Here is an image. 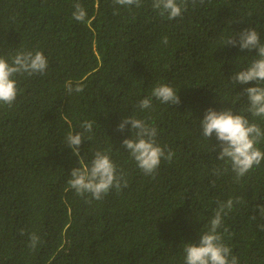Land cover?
Instances as JSON below:
<instances>
[{"label":"trees","instance_id":"1","mask_svg":"<svg viewBox=\"0 0 264 264\" xmlns=\"http://www.w3.org/2000/svg\"><path fill=\"white\" fill-rule=\"evenodd\" d=\"M77 3L83 21L73 17ZM181 7L170 20L152 0H0V56L11 63L19 51L39 50L49 62L44 74H17L15 101L0 103V264H184V243H198L217 202L229 198L223 242L238 264H264V161L237 180L216 159L215 135L207 140L199 126L206 109L232 108L264 130V117L246 111L243 90L255 82L230 80L256 51L223 46L253 27L264 42V0H183ZM69 82L83 90L69 94ZM158 84L178 91L180 103L153 97L141 110ZM127 116L154 126L157 143L174 153L152 175L122 146L131 125L123 132L117 125ZM86 121L91 132H83ZM72 131L83 132L80 155L90 161L106 151L127 187L100 200L69 187L79 166L64 143ZM257 147L264 151V139ZM32 233L40 238L35 248Z\"/></svg>","mask_w":264,"mask_h":264},{"label":"clouds","instance_id":"2","mask_svg":"<svg viewBox=\"0 0 264 264\" xmlns=\"http://www.w3.org/2000/svg\"><path fill=\"white\" fill-rule=\"evenodd\" d=\"M114 2L122 6H139L141 0H114ZM181 3H178L177 0H152V7L158 10L161 15L166 14L167 18L171 20L182 15L184 9L181 7ZM74 9L73 17L77 21H83L86 17L83 7L77 3L74 5ZM162 43H168L166 37L163 38ZM224 45L238 46L241 51H256V55L248 66L234 71L230 80L232 86L255 82V86L243 90V94L246 95L249 102L246 111L252 116L264 117V42L261 41L259 33L253 27L244 28L239 33L227 37ZM48 64L47 57L39 50L19 51L11 58V63L5 57L0 56V103L11 106L15 101L17 82L14 77L17 74H44ZM66 90L71 94L73 91L81 92L83 89L82 85L77 84L73 87L69 82L66 84ZM177 93L178 91L170 85H155L151 95L141 99L138 107L141 110L151 108L153 97L161 103L177 105L180 103ZM129 124L132 135L131 138L122 141V146L145 175L154 174L162 159L171 162L174 153L157 143V129L154 126L142 119L127 116L122 118L117 125V130L123 132L125 126ZM199 126L202 129L201 134L207 140L215 135L220 148L216 159L226 161L237 180L264 161V151L257 147L259 141L264 139V130L257 123L250 122L247 116L238 112L234 114L232 108L219 111L208 108L205 110L203 119L199 121ZM81 127L83 132H91L93 125L91 121H86ZM83 132L73 134L72 131L65 138L64 143L77 157L79 165L70 171L69 187L77 195L90 194L96 200L102 199L112 188L119 191L122 187H127L124 174L117 171L116 165L106 151H95L90 161H86L85 157L80 155L79 146L84 141ZM213 174L219 176L221 170L214 169ZM217 203L218 206L209 221L208 229L199 235L198 243H184V264H238L237 257L232 255L230 247L223 242L222 234L218 231L222 226L223 215L233 208V200L229 198ZM258 207L261 214H264V206ZM29 241V246L35 248L40 238L37 234L32 233L29 236Z\"/></svg>","mask_w":264,"mask_h":264}]
</instances>
